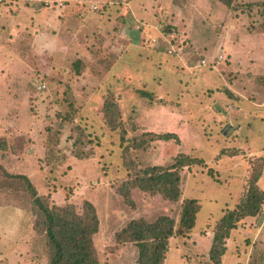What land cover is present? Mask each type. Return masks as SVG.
<instances>
[{
	"label": "rangeland",
	"instance_id": "obj_1",
	"mask_svg": "<svg viewBox=\"0 0 264 264\" xmlns=\"http://www.w3.org/2000/svg\"><path fill=\"white\" fill-rule=\"evenodd\" d=\"M65 12L69 21H59ZM104 101L117 105L115 128ZM149 131L178 139L150 141ZM180 153L196 163L179 169L177 201L132 185ZM259 160L264 0H0V264L47 257L25 182L8 174L26 175L49 205L81 214L89 201L100 264H135V246L117 234L137 218L177 221L181 202L194 198V226L172 237L164 264H210L215 223ZM258 185L264 192V172ZM225 244L221 264H264V208Z\"/></svg>",
	"mask_w": 264,
	"mask_h": 264
},
{
	"label": "trees",
	"instance_id": "obj_2",
	"mask_svg": "<svg viewBox=\"0 0 264 264\" xmlns=\"http://www.w3.org/2000/svg\"><path fill=\"white\" fill-rule=\"evenodd\" d=\"M218 1L230 7L234 0ZM141 93L147 94L144 91ZM103 110L108 125L115 128L113 117L115 114L118 115L116 103L104 101ZM142 136L148 137L147 140L150 141L178 139L173 132L149 131L144 132ZM145 141L143 139L141 142ZM259 161L261 162L258 165L249 167L246 175L247 187L242 196L231 207H226L215 223L208 249L210 264H221V257L226 250L225 240L230 231L239 222L258 216L262 210L264 192L258 182L264 170V162ZM193 163H196L193 157L180 153L176 157V162L169 166L153 165L145 168L142 174L134 179L132 185H137L142 191L151 194L158 193L167 201H177L181 193L178 171L181 167ZM210 171L212 168L208 171L211 175ZM8 175L23 180L32 197V212L36 218L35 220L33 218L32 228L41 232L40 235L43 236L47 253L45 264H100L93 244L94 236L98 232V219L95 208L89 201H84L81 214L76 212L72 204L49 205L46 197L37 194L26 175ZM123 196L127 197V193ZM198 210L197 200L188 198L180 204L177 221L167 215H161L151 222L144 218L130 220L117 234L116 242L131 243L135 246V264H164L170 240L173 236H183L192 230Z\"/></svg>",
	"mask_w": 264,
	"mask_h": 264
},
{
	"label": "crops",
	"instance_id": "obj_3",
	"mask_svg": "<svg viewBox=\"0 0 264 264\" xmlns=\"http://www.w3.org/2000/svg\"><path fill=\"white\" fill-rule=\"evenodd\" d=\"M62 10H63V9H62ZM4 13H5V11H4ZM65 15H66V12H65L63 15L60 16L61 19H59V21H61V22H68V21H69V17H67V15H66V16H65ZM87 18H88V17H87ZM87 18H85V19L82 18L81 22L79 23V25H80V26H79V28H80L79 30H80V31H81V30L83 31V30L87 29V27H88V28L91 27V26H90V27L88 26L89 18H88V19H87ZM96 19H97V18H96ZM8 20L13 21L14 19H13L12 17L9 16V19H8ZM93 21H94V20H93ZM93 21H91V22H93ZM13 22H14V21H13ZM91 22H90V23H91ZM96 23H97V24H100V26L106 27V25H103L102 22H101L100 20H98V19L96 20ZM11 24H12V23H11ZM95 25H96V24H95ZM95 25H94V27H95ZM140 25H142V23H140ZM133 30H134V29H133ZM142 31H143V27L140 29V32H142ZM137 33H139V32H137ZM141 36H142V33H141V34L139 33V34H138V37L140 38ZM61 47H62V46H61ZM75 49H76V48H75ZM66 50H67V51H70L69 48H66ZM63 51H64V50H63ZM63 51H62V52H63ZM253 155H255V156H259V155H261V154H256V153H255V154H249L248 157H249V156H253ZM263 172H264V171H263ZM262 174H263V173H262ZM263 208H264V206H263V204H262V209H263ZM31 228H32V225H31ZM32 229H33V228H32ZM34 264H38V263L36 262V263H34Z\"/></svg>",
	"mask_w": 264,
	"mask_h": 264
},
{
	"label": "built area",
	"instance_id": "obj_4",
	"mask_svg": "<svg viewBox=\"0 0 264 264\" xmlns=\"http://www.w3.org/2000/svg\"><path fill=\"white\" fill-rule=\"evenodd\" d=\"M117 2H120L121 4H126L127 0H117ZM58 5H62L61 1H58ZM90 7L92 10L97 9L96 3H91ZM219 58H220V56H219ZM202 62H204V61L202 60Z\"/></svg>",
	"mask_w": 264,
	"mask_h": 264
}]
</instances>
